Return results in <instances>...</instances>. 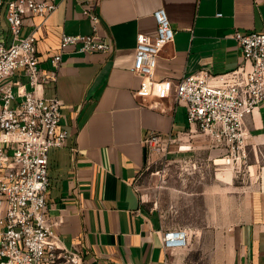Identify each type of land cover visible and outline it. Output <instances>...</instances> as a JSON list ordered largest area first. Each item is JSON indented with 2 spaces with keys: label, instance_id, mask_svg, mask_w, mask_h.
Masks as SVG:
<instances>
[{
  "label": "crops",
  "instance_id": "0c3cea01",
  "mask_svg": "<svg viewBox=\"0 0 264 264\" xmlns=\"http://www.w3.org/2000/svg\"><path fill=\"white\" fill-rule=\"evenodd\" d=\"M7 1L0 0L5 43L12 39ZM87 1L58 0L46 19L24 18L22 31L36 37L45 70L52 68L62 33H93L82 12ZM95 6L111 51L86 54L68 46L57 80L37 88L39 95L63 101L61 124L69 131L65 146L50 151L48 169L46 211L62 244L81 252L83 264H165L171 250L163 246L164 230L182 226L202 238L210 226L212 233L217 227L236 236V264H264V105L246 119L248 158L235 170L224 162L226 146L188 122L186 105L174 92L139 95L141 76L132 71L137 35L157 33L153 12L164 7L175 38L158 57L155 79L174 85L184 75L208 72L213 85L224 84L219 76L244 64L233 33L264 31V0H97ZM14 79L21 85L14 87L19 102L18 89L32 87L24 71ZM148 130L173 134L165 144V184L154 202L138 183L143 170L156 166L146 168ZM181 165L186 170L179 173ZM191 165L200 170L189 172Z\"/></svg>",
  "mask_w": 264,
  "mask_h": 264
},
{
  "label": "built area",
  "instance_id": "2783aa9c",
  "mask_svg": "<svg viewBox=\"0 0 264 264\" xmlns=\"http://www.w3.org/2000/svg\"><path fill=\"white\" fill-rule=\"evenodd\" d=\"M97 0H88L83 14L91 19L93 33H62L52 68L40 65L34 34H24V18L38 15L46 19L58 6V0H8L6 18L11 41L0 42V264H83L81 252L66 248L46 211L49 177V153L64 147L69 131L61 124L63 101L37 93L40 84L56 81L62 54L68 46L81 53L109 52L111 39L99 33ZM157 33L137 35L132 71L141 76L137 93L166 98L171 92L187 108V120L213 142L226 146L224 162L235 170L243 169L248 158L247 117L264 105V31L235 30L244 64L219 76L222 85H213L208 72L192 73L172 85L155 79L158 57L175 38L166 8L153 12ZM250 68L245 70V63ZM24 71L32 90L18 89L23 96L16 101L14 90L18 71ZM165 135L148 130L143 136L146 168L167 159ZM157 154V158H152ZM237 168V169H236ZM189 232L182 226L162 233L166 250L188 245ZM165 264H171L169 257Z\"/></svg>",
  "mask_w": 264,
  "mask_h": 264
},
{
  "label": "rangeland",
  "instance_id": "374dc122",
  "mask_svg": "<svg viewBox=\"0 0 264 264\" xmlns=\"http://www.w3.org/2000/svg\"><path fill=\"white\" fill-rule=\"evenodd\" d=\"M160 161L153 168L154 171L143 170L139 177V186L146 200L151 202L159 200L160 186L165 184L166 167ZM232 167V166H231ZM188 171H199L200 166H188ZM237 169V168H236ZM177 172L186 170L184 165L175 169ZM202 218V216H201ZM204 221V218L201 220ZM212 229L205 226L202 238L196 237L189 232L188 245L184 248L171 250L169 259L171 264H236L235 251L238 249V242L234 234L227 236L220 232V229ZM213 237V239H211Z\"/></svg>",
  "mask_w": 264,
  "mask_h": 264
}]
</instances>
